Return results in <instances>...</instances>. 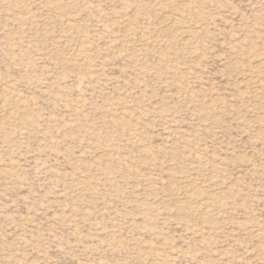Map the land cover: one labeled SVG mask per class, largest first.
<instances>
[{
	"label": "rangeland",
	"instance_id": "obj_1",
	"mask_svg": "<svg viewBox=\"0 0 264 264\" xmlns=\"http://www.w3.org/2000/svg\"><path fill=\"white\" fill-rule=\"evenodd\" d=\"M0 264H264V0H0Z\"/></svg>",
	"mask_w": 264,
	"mask_h": 264
},
{
	"label": "bare ground",
	"instance_id": "obj_2",
	"mask_svg": "<svg viewBox=\"0 0 264 264\" xmlns=\"http://www.w3.org/2000/svg\"><path fill=\"white\" fill-rule=\"evenodd\" d=\"M5 88V87H4Z\"/></svg>",
	"mask_w": 264,
	"mask_h": 264
}]
</instances>
